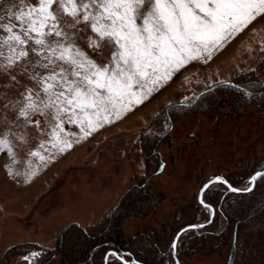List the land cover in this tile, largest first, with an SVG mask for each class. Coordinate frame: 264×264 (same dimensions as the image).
<instances>
[{"label": "rangeland", "instance_id": "1", "mask_svg": "<svg viewBox=\"0 0 264 264\" xmlns=\"http://www.w3.org/2000/svg\"><path fill=\"white\" fill-rule=\"evenodd\" d=\"M27 2L34 5L37 0ZM13 3L18 0H0V15ZM81 35L87 37L91 32ZM78 43L100 63L110 56L107 48L102 58L85 43ZM262 43L264 16L223 45L212 59L192 61L180 69L119 119L78 143L76 137L69 136L72 147L63 153L50 145L48 151L39 149L46 157H53L46 163L28 153L38 150L39 142L49 137L34 126L14 128L18 134L26 133L28 142L14 140L15 164L6 151L0 152V264H29L23 257L40 252L39 247L53 250L64 228H68L64 249L71 248L72 258L84 255L87 241L75 223L88 228L102 222L124 194L120 214L131 198L132 190L128 189L152 172L149 190L157 197L154 212L141 217L128 207L122 230L132 239L130 247L140 254L153 249L154 244L161 245L153 264H175L170 248L175 232L188 221L203 223L210 216L207 203L203 208L196 203L200 186L212 177L226 175L236 181L237 188H245L249 177L264 169V93L258 83L247 87L254 93L251 96L235 87L264 78ZM28 59L34 62L38 57L30 53ZM21 67L10 74L0 71V118L7 115L12 119L14 113L4 104L19 99L24 86L36 87L20 74ZM9 75L20 83L11 82ZM5 84L11 86L6 88ZM33 119L41 120V128L47 127L42 117ZM6 127L0 122V132ZM64 128L79 134L76 125L65 123ZM31 171L35 175L29 177ZM256 183L250 199L242 200L245 204L264 194V178ZM225 187L221 182L210 185L202 201L216 198L228 208L237 199ZM211 223L205 231L189 229L178 237L175 253L180 264H228V220L218 212ZM250 224L243 223L234 261L229 264H264V234L254 233ZM88 249L86 258L91 260L92 250ZM100 256L94 253L92 261L100 262ZM107 262L119 264L113 256H108ZM51 263L71 264L62 261L59 254Z\"/></svg>", "mask_w": 264, "mask_h": 264}, {"label": "snow or ice", "instance_id": "2", "mask_svg": "<svg viewBox=\"0 0 264 264\" xmlns=\"http://www.w3.org/2000/svg\"><path fill=\"white\" fill-rule=\"evenodd\" d=\"M2 11L0 71L10 74L22 65L20 74L36 87L24 86L19 99L4 104L14 117L0 118L7 125L0 132V152L6 151L15 164L14 140L28 141L26 133L13 129L34 126L49 139L41 140L38 150H30L28 155L46 163L53 157L39 149L48 151L50 145L63 153L72 147L69 136L78 143L143 103L162 82L192 61L212 59L223 45L264 16V0H37L34 5L18 0ZM86 30L91 35H81ZM78 41L102 58L107 48L110 56L100 63ZM260 50L264 51V43ZM30 53L38 59L29 60ZM9 79L20 83L16 76L9 75ZM257 83L264 87L261 78L235 87L251 96L254 93L246 89ZM36 116L43 118L46 128H41V120L33 119ZM65 123L76 125L79 134L66 131ZM262 178L264 170H258L249 178L252 187L230 186V190L251 192ZM216 182L225 181L216 177L204 188ZM40 255L32 252L23 259L33 264ZM108 256L123 261L115 251Z\"/></svg>", "mask_w": 264, "mask_h": 264}, {"label": "trees", "instance_id": "3", "mask_svg": "<svg viewBox=\"0 0 264 264\" xmlns=\"http://www.w3.org/2000/svg\"><path fill=\"white\" fill-rule=\"evenodd\" d=\"M261 90L262 93H264V87H261ZM203 94L205 93H201V95ZM233 103L234 101L229 102L230 105ZM154 174V172L149 173L145 177L137 180V182L132 184V188L128 189V192L132 190V194L130 196L131 198H129V204L128 206H124L122 208L123 210L120 212V214L118 213V208H120L123 203L124 194L121 196L120 201L117 203V205L111 210L109 215L102 222L96 225L88 226V228L82 227L81 225L75 223V228L79 232V235L85 239H83L84 241H87L86 249L83 250V252L85 253L84 255L79 256V258L75 256L72 258L69 254L71 248H69L68 250L64 249V235L68 229L64 228L59 233V235H57L55 240V247L53 250L45 247L38 248L41 255L35 258L33 264H52V259L58 254L60 255V257H62V261L66 263L70 262L71 264H103L104 254L111 250L117 252L118 254H121L123 256V260L125 261L153 264L157 257V254H159L160 252L161 245L154 244L153 249L147 250L145 254H140L134 251L130 247V242H132V239L130 240L123 234L122 225L127 220L126 209H128V207H132V209H134L133 211L135 215L141 217L154 212L157 203V197L149 190V182ZM222 178H224L232 186H237L236 181L232 180L230 177L225 175L222 176ZM256 187L257 183L253 188V191L251 192L233 193L229 191V194L234 195L237 200L234 204H229L228 208H224L223 206H221L222 203H218L219 200H217L216 198L206 199V202H204L205 205L203 206L201 203L196 202L197 205L201 208L206 207L207 203L208 206L213 207L214 214H217L218 212L222 213L228 220V225L226 226L229 234L228 237L230 246L228 264L233 263L234 261L239 233L243 228L244 222L251 221L252 224H250V228L255 229L254 233H258V235L260 236L261 234H264V194L259 195L256 199L252 198L253 200H250L246 204L242 201L246 198L249 200L253 195ZM225 188L228 190L227 187ZM133 193L141 195L136 196ZM187 224H192V221H188L184 225ZM211 226L212 223H210L206 227L198 228V231H205L211 228ZM87 248L92 250L91 260H88V258H86ZM94 253L101 254L99 258L100 262L92 261ZM177 256L179 257V255ZM115 260L119 264H124L116 257ZM107 264H109V262H107Z\"/></svg>", "mask_w": 264, "mask_h": 264}, {"label": "water", "instance_id": "4", "mask_svg": "<svg viewBox=\"0 0 264 264\" xmlns=\"http://www.w3.org/2000/svg\"><path fill=\"white\" fill-rule=\"evenodd\" d=\"M261 170H264V169H261ZM257 171H258V170H257ZM255 172H256V171H255ZM255 172H254V173H255ZM254 173H253V174H254ZM253 174H252V175H253ZM252 175H251V176H252ZM251 176H250V177H251ZM250 177H249V178H250ZM215 178H216V177H212V178H210L209 180H207L206 182H204V183L200 186V188L198 189V192H197V201H198L199 203H201V201H202V194H203V192L206 190V189L204 188V185H205V184H208L210 180H214ZM222 180L225 181V182H221V183H223V184H225V185L227 186L228 191L233 192V191L230 190V186H231V187H234V186H232L230 183H228L224 178H222ZM211 185H212V184H211ZM248 187H252V185L249 184ZM235 188H237V187H235ZM237 189H244V188H237ZM244 192H248V191H243V190H241V191H236V192H233V193H244ZM201 204H202V205H205L204 202L201 203ZM209 209H210V216H209V218H208V220H207L206 222H203V223H194V224H187V225H184V226L180 227V228L175 232V234H174V236H173V238H172L171 244H170L171 253H172V256H173V258H174V260H175V264H180V263H179V260H178L177 257H176L175 247H173V244H175L176 241H177V239H178V237H179L183 232H185V229L189 230V229L201 228V227H193V226H196V225H202V227H206V226H208V225L212 222V219H213V217H214V209H213V207H212V206H209ZM111 252H113V251H112V250H111V251H108V252L105 254L103 264H106L105 257L108 256V254L111 253ZM122 262H123V263H124V262H127V264H144V263H141V262H137V263H136V262H129V261H125V260H123Z\"/></svg>", "mask_w": 264, "mask_h": 264}]
</instances>
